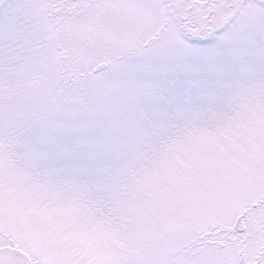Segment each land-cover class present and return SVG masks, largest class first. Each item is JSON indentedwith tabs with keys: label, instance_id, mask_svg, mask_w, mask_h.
Masks as SVG:
<instances>
[{
	"label": "snow or ice",
	"instance_id": "1",
	"mask_svg": "<svg viewBox=\"0 0 264 264\" xmlns=\"http://www.w3.org/2000/svg\"><path fill=\"white\" fill-rule=\"evenodd\" d=\"M0 264H264V0H0Z\"/></svg>",
	"mask_w": 264,
	"mask_h": 264
}]
</instances>
